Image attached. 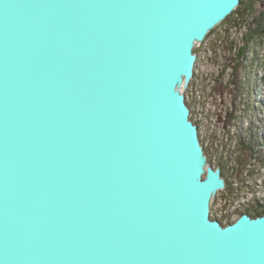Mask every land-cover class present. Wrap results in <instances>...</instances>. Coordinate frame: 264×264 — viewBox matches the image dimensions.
I'll use <instances>...</instances> for the list:
<instances>
[{
	"label": "water",
	"instance_id": "water-1",
	"mask_svg": "<svg viewBox=\"0 0 264 264\" xmlns=\"http://www.w3.org/2000/svg\"><path fill=\"white\" fill-rule=\"evenodd\" d=\"M240 4L0 0V264H264L187 102Z\"/></svg>",
	"mask_w": 264,
	"mask_h": 264
},
{
	"label": "rangeland",
	"instance_id": "rangeland-1",
	"mask_svg": "<svg viewBox=\"0 0 264 264\" xmlns=\"http://www.w3.org/2000/svg\"><path fill=\"white\" fill-rule=\"evenodd\" d=\"M264 2V0H262ZM261 2L258 3V10H264V5H261ZM260 10V11H261ZM238 15H233L229 21H226L223 25H220L215 29L214 33L210 35L206 42L201 46L196 48V52L199 55V62L196 68V76L191 85V88L187 92V102L190 108L193 110V114L195 115L196 110L205 109L208 111V117L206 119H202L201 124V140L206 148V151L211 155L212 166L218 167V162L216 158L218 155H224V150L221 146L225 142L226 138L229 137L227 130L232 133H235L236 127L231 126V116L230 112L234 109V97L237 93V89L233 88V86L237 85L238 77H242V73L246 72L245 64L246 61L242 60V63L239 69L233 67V60H231V45L230 42L233 39H237L238 44H241V36L247 33L248 24H243L240 29L235 28L236 21L238 20ZM254 48L252 51H249V57L251 59H256L260 63V76L264 74V39H256L253 43ZM231 66L232 69H229ZM223 70H227L225 72L226 77L224 79V84L229 81V86L224 88V86L219 85V81H214L216 74ZM229 69V70H228ZM249 69V68H248ZM241 72H240V71ZM223 78V76H220ZM262 90L264 94V81L262 80ZM195 97H198L200 101H197ZM264 98V96H263ZM203 102V104H202ZM264 103V101H263ZM264 105V104H263ZM199 106V107H198ZM203 106V108H202ZM233 107V108H232ZM261 118L259 119V124L256 123L253 127L255 132H247L252 135H259V143L262 146L264 144V139H262V134H264V108H262ZM198 116H195V120L198 122ZM201 119V118H200ZM262 129L261 133H258L257 130ZM205 138V140L202 138ZM252 139H249L251 141ZM253 146H257L259 143L253 141ZM251 143V142H250ZM250 147H246L242 150L241 156L244 157L240 164H238V173H236V177H234V184H241L242 175L241 172L245 169L249 164H253L256 166L255 171H261L259 175L256 172L251 173V179L249 182L251 184L250 194L253 192H257L261 185H257L262 180L264 182V153L259 149L260 155L257 156V160L253 162L254 158L250 155ZM236 164V163H235ZM245 181V180H244ZM256 183V184H255ZM264 185V183H263ZM226 190V189H225ZM228 191V190H226ZM231 192V191H228ZM256 194H260L257 192ZM259 204L249 207H243L236 214L239 217L246 213L248 210L256 208H260ZM263 206V205H262ZM255 208V209H256ZM254 209V210H255ZM213 216L222 217L226 215L230 209L225 204H220V202L215 200L212 204ZM238 217V218H239Z\"/></svg>",
	"mask_w": 264,
	"mask_h": 264
},
{
	"label": "built area",
	"instance_id": "built-area-1",
	"mask_svg": "<svg viewBox=\"0 0 264 264\" xmlns=\"http://www.w3.org/2000/svg\"><path fill=\"white\" fill-rule=\"evenodd\" d=\"M232 41H234V39L231 40V42ZM240 47H241V44H238L237 42V46H234V48H231L230 56H231V60H233V64H232L233 67L236 66V62L234 61V58H236V55H237L236 51ZM252 49L250 51H252ZM243 61L247 62L245 64V67H247L246 68L247 71L242 73L243 74L242 77L239 78V76H237L239 80L236 83L237 85L233 86L234 89L235 87L237 89V93L233 100L234 109H232V111L230 112V114H232L231 126L233 128L236 127V131H234L235 133H232L229 130L226 131V133L228 132L229 137L226 138L225 142L221 146L223 149H225L224 155L222 156L218 155V157L216 158V161L218 162L217 165L218 167L222 168L224 177L226 178V181H227L226 188L229 187L231 190V192H228L225 189L221 190L216 201L218 200L220 204H225L230 209V211L227 212L226 215L222 217H217L215 215L213 216V210H212V218L218 219L224 224H227L231 221L236 220L239 217L236 214L243 207H246V206L249 207L248 205L255 206L257 204H259L258 206H261L260 208H262V205L264 206V185H263L264 182L263 180L257 184V185H261L259 190L257 191L258 193L260 191V194H256L257 192H253L252 194H250V191H248V189H250L251 187V184L249 182V179L252 178L251 173L256 172L259 174V171L254 170L256 168L255 165L249 164L246 167L245 171L243 170L241 172V174H243L241 184L239 185L234 184V182L236 181L234 180V177H236L235 174L238 173V164H240V161L244 158L241 156L242 150L246 147L251 146L249 152H250V155L253 156L254 158L253 162H255L257 160L256 159L257 156L260 155L259 149L262 150L264 153V144H262V146L260 145L259 137H258L259 135L257 136L254 134L252 135L253 137L251 138V134L247 133V132H255L253 130V127L256 123L259 124V119L261 118V113L263 110L262 108H264V105H263L264 104L263 103L264 94L261 88L262 80L264 81V74L263 76L259 75L260 74V63L258 61L256 62V60H252L251 57H249V52L247 53L246 58ZM229 67H230L229 69H232V70L234 69L231 66ZM226 71L221 69V71H219L216 74L217 78L214 79V81L216 80L219 81V85L224 86V88L229 86L228 80L224 84V79L227 75L225 74ZM220 76H223V78ZM195 98L197 101H200L198 97H195ZM196 115L199 118L198 122L195 120ZM207 117H208L207 110L205 111V109H201V110L198 109L196 110L195 115H194L193 110L191 108V118L198 125V128L200 130V137H201V129H202L201 128L202 119H206ZM261 130L262 129H259L257 130V132L261 133ZM262 135H263L262 139H264V134ZM202 138L205 140L203 136ZM249 139H252V140L249 141ZM253 141L259 144L255 147L252 145L254 144ZM205 151H206V148H205ZM206 153L212 165L211 155L208 153V151H206ZM214 168H217V167H214ZM260 174H261V171H260Z\"/></svg>",
	"mask_w": 264,
	"mask_h": 264
},
{
	"label": "trees",
	"instance_id": "trees-1",
	"mask_svg": "<svg viewBox=\"0 0 264 264\" xmlns=\"http://www.w3.org/2000/svg\"><path fill=\"white\" fill-rule=\"evenodd\" d=\"M261 1L262 0H241V4L238 10L235 11L230 17L226 19V21H229L233 15H238L239 18L235 22L236 23L235 28L237 29H240V27L243 24H248L247 33L244 34V36H241V47L238 48L236 51V54H237L236 58L233 57L234 61L236 62V66H235L236 69H239L238 67H240L242 60H244L246 58L247 53L252 48H254V45H253L254 41L257 38L261 40L264 39V10L260 9L261 10L260 11L257 8L258 3ZM261 5L262 6L264 5L263 1ZM226 21L224 23H226ZM214 31L211 32L210 35H212ZM236 40L237 39H234V41L230 43L231 48H234V46H237L238 41L236 42ZM253 60H256V59H253ZM254 209L248 210L246 213L250 214L253 217L264 215V206H262V208H259V209L258 208H256L255 210Z\"/></svg>",
	"mask_w": 264,
	"mask_h": 264
},
{
	"label": "bare ground",
	"instance_id": "bare-ground-1",
	"mask_svg": "<svg viewBox=\"0 0 264 264\" xmlns=\"http://www.w3.org/2000/svg\"><path fill=\"white\" fill-rule=\"evenodd\" d=\"M225 189L228 190V191H231L229 187H227V188H225ZM219 193H220V192H219ZM219 193H218V195H219ZM217 197H218V196H217Z\"/></svg>",
	"mask_w": 264,
	"mask_h": 264
}]
</instances>
